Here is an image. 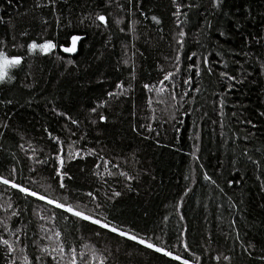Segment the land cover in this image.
I'll list each match as a JSON object with an SVG mask.
<instances>
[{
	"label": "trees",
	"instance_id": "obj_1",
	"mask_svg": "<svg viewBox=\"0 0 264 264\" xmlns=\"http://www.w3.org/2000/svg\"><path fill=\"white\" fill-rule=\"evenodd\" d=\"M0 50L22 58L0 83V175L189 264H264V0H0ZM67 249L179 264L0 184V264Z\"/></svg>",
	"mask_w": 264,
	"mask_h": 264
},
{
	"label": "snow or ice",
	"instance_id": "obj_2",
	"mask_svg": "<svg viewBox=\"0 0 264 264\" xmlns=\"http://www.w3.org/2000/svg\"><path fill=\"white\" fill-rule=\"evenodd\" d=\"M173 3H176V0H173ZM212 4L216 5L217 4V0H212ZM180 8L181 5H176V13H174V15H178L180 14ZM96 19L101 23L104 24L106 22V18L104 15H97ZM153 19H156L155 17H153ZM159 22V21H157ZM179 35L181 37H183L185 35V33L181 30L179 32ZM73 47L72 48H65L64 51H75V41L79 39V37H73ZM179 43V41H178ZM54 45L51 42H45L42 44H38V43H29L27 44V51L29 54H32L34 52H40V53H48L53 49ZM177 59H179V57H177ZM22 63V58L20 56H8L5 54L4 51L0 50V83H7L8 81H10L12 79V76L10 75V71L13 69L18 68ZM205 64H207V61L205 60ZM197 71H199V69H197ZM173 73H168L167 75L164 76V80H168L169 76H172ZM226 73H221V76H225ZM227 79L229 81L233 80L234 77L232 76H227ZM187 83V82H186ZM117 87H120V85H117ZM148 86L145 85V88H147ZM161 91H163V89H161ZM109 95H113V93H109ZM172 99L175 100L176 96L173 95ZM10 103V101H9ZM93 111H95L93 109ZM101 121H103L105 119L104 116H100L99 117ZM73 124L76 123L75 120L72 121ZM253 127H255V125H253ZM57 159L59 160V157H57ZM14 171V170H13ZM57 175H59V172H57ZM11 176V173H10ZM205 179H209L207 176H205ZM0 184L6 185L12 189H16L17 191H19L20 193L24 194L25 196L28 197H35L37 200H41L44 201L46 204L48 205H52L54 208L56 209H61L63 212L65 213H70L71 216L76 217L77 219L81 220V221H86L91 223L92 225H97L99 228L101 229H107V231L115 233L116 235L120 236V237H124L127 240L130 241H134L137 244L143 245L145 248L151 249L152 251L156 252V253H161L163 256L170 258L173 261H179V264H189V261L186 259H183L181 256L174 254L172 251L170 250H166L165 248L161 247V246H157L154 243H151L145 239H140L137 236L128 234L116 227L111 226L108 223H103L101 222L99 219L94 218L91 215L86 214L85 212L79 211L77 209H73L72 207L68 206L65 203L56 201L54 199H51L49 197H45L43 195H39L37 192L30 190L16 182H14L13 179L11 178H5L4 176L0 175ZM60 187L63 188L64 184L61 183ZM57 238H59L60 233H56ZM4 245L7 246V250L9 252L13 251V245L10 244L7 240H3L2 241ZM70 253V259H69V264H77V259L75 256V252L72 249H67ZM43 251V249L41 250ZM53 252H58L60 254V256L62 257L63 254L65 253L66 249L64 246L60 245L57 248L52 249ZM185 251H187V247L185 248ZM225 259H227V257H225ZM38 264H41V258L38 257L37 258ZM25 264H27V260L25 259ZM101 264H104L103 260H101Z\"/></svg>",
	"mask_w": 264,
	"mask_h": 264
},
{
	"label": "water",
	"instance_id": "obj_3",
	"mask_svg": "<svg viewBox=\"0 0 264 264\" xmlns=\"http://www.w3.org/2000/svg\"><path fill=\"white\" fill-rule=\"evenodd\" d=\"M80 38L78 40L75 41V51H64V49H62V53L68 57H75L78 53V49H79V45H80ZM73 47V39L71 40V45L69 48Z\"/></svg>",
	"mask_w": 264,
	"mask_h": 264
},
{
	"label": "bare ground",
	"instance_id": "obj_4",
	"mask_svg": "<svg viewBox=\"0 0 264 264\" xmlns=\"http://www.w3.org/2000/svg\"><path fill=\"white\" fill-rule=\"evenodd\" d=\"M72 40V39H71ZM70 45H71V42H70ZM70 47V46H69ZM69 47H67V48H69ZM62 49H64V48H62Z\"/></svg>",
	"mask_w": 264,
	"mask_h": 264
}]
</instances>
